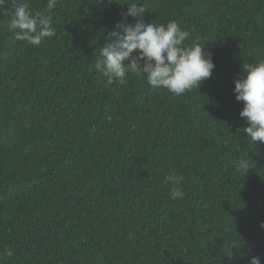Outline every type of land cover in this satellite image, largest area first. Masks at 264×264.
<instances>
[{"label":"trees","instance_id":"obj_1","mask_svg":"<svg viewBox=\"0 0 264 264\" xmlns=\"http://www.w3.org/2000/svg\"><path fill=\"white\" fill-rule=\"evenodd\" d=\"M30 3L56 32L15 41L0 11V264H264V142L247 139L234 91L264 58V0H147V22L175 21L213 54L181 96L97 70L128 5Z\"/></svg>","mask_w":264,"mask_h":264},{"label":"clouds","instance_id":"obj_2","mask_svg":"<svg viewBox=\"0 0 264 264\" xmlns=\"http://www.w3.org/2000/svg\"><path fill=\"white\" fill-rule=\"evenodd\" d=\"M111 2L113 0H109ZM115 2L128 7L122 12V19L116 22L115 29L105 38L96 61V68L107 85L123 84L131 73L138 78H146L154 89L163 88L170 94L181 96L199 88L205 79L211 77L216 65L213 54L205 52V43L201 45L198 40L186 43L190 33L175 21L166 24L147 22V0ZM56 3L57 0H47V10H52ZM0 11L11 17L7 29L15 41L37 46L45 38L55 35L51 17L43 11H33L30 0H0ZM129 17L134 22H129ZM234 91L237 101L243 102L240 116L247 121L243 131L247 139L257 146L264 142V58L243 65V75L235 80ZM236 166L246 173L251 164L248 159L241 158ZM182 180V176L174 173L166 177L172 185ZM171 197L182 198L183 192L173 187ZM261 226L264 227V222ZM3 254L12 256L13 251L5 248ZM249 264H261V258L253 255Z\"/></svg>","mask_w":264,"mask_h":264}]
</instances>
